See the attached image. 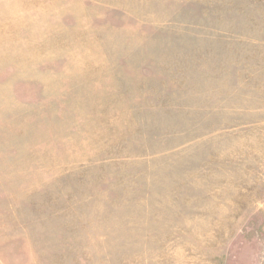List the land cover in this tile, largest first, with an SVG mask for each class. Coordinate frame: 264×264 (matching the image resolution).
<instances>
[{
  "label": "rangeland",
  "instance_id": "obj_1",
  "mask_svg": "<svg viewBox=\"0 0 264 264\" xmlns=\"http://www.w3.org/2000/svg\"><path fill=\"white\" fill-rule=\"evenodd\" d=\"M0 264H264V0H0Z\"/></svg>",
  "mask_w": 264,
  "mask_h": 264
}]
</instances>
